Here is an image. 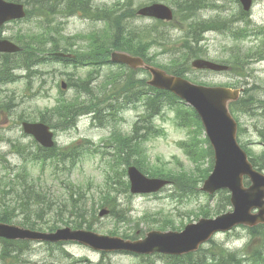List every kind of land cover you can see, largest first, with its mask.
<instances>
[{"label": "rangeland", "instance_id": "1", "mask_svg": "<svg viewBox=\"0 0 264 264\" xmlns=\"http://www.w3.org/2000/svg\"><path fill=\"white\" fill-rule=\"evenodd\" d=\"M28 1L30 2L29 4L26 2L28 10L30 8L32 10L28 14L29 17L2 26L0 30L4 35L18 37L21 34L26 35L29 39L30 37L43 35V37L52 39L53 30L58 32L57 28H59L61 32L70 37L82 38L87 35V41L85 40L83 44H87L93 39L102 41L107 36L108 26L102 19L85 17L81 14L66 17L58 13L59 9L62 10L66 7V0ZM153 1H162L175 8L177 12L181 8L179 6L180 3L184 0H136L134 9ZM192 1L190 0V2ZM218 1L223 3L224 0ZM116 2L117 0H94V7L104 8L105 6L114 5ZM124 2L125 5L129 3L128 0H124ZM226 3L228 4L229 0H226ZM230 5L231 11L219 12L217 8L204 7L205 5L198 0V3L190 9L193 12L190 22L194 21L196 24L204 25L198 27V29L193 28L194 32L198 31L195 36H192L189 22H180L182 20L181 16H176L174 22L161 26L159 34H166L167 36L165 44H155L151 49V53L155 52L157 57L156 62L171 68V55L178 52H184L186 55L185 45L192 44L187 43L186 40L192 41L193 37H198L199 30L203 37V40H200L201 43L199 41V46L202 47L201 55L205 58L227 62V59L232 54L231 46L234 44L240 46L241 43L247 45L248 48L244 49L247 53L257 51L264 44V0H257L254 4L249 15L251 26L248 24L247 16L243 15L240 23L236 26L235 24L233 26L227 24L229 28L218 29L213 26L210 30L202 29L207 25H213L214 18L218 16L222 18L237 17L239 4L235 0H231ZM66 11H68V8H66ZM128 19L131 20L130 23L133 26H147L151 29L155 23L154 19L148 17H137L135 19L134 17H128ZM56 40L58 39L56 38ZM157 41L162 42L160 39H157ZM62 46H64V43H62ZM192 46L198 51L196 42H193ZM49 63L53 62H46L39 67V69L46 70L47 74L41 80H30L31 89L26 87V79L24 77L19 81L0 85V160L11 166V174L6 175L7 171L0 163V176H3L0 177V182L5 184L1 187L0 194L3 197H7L5 203H9V205L5 209L8 208L15 215L13 222L22 223V221L26 220L27 212L24 211L22 204H27V206L30 205L31 207L29 209L31 213L29 221L31 223L43 229L52 226L56 219L61 217V214H58V206L61 203L62 196L67 190L69 191L73 188V184H76L85 192L84 201L88 202L86 206H88L89 210L93 202L98 207L94 215L96 219L92 229L102 234H110L108 230L113 229L119 232L118 235H130L138 231V234L142 237L148 230L159 229L160 225H166L169 220H175L176 224L180 226L191 220H196L203 205H207L210 208L215 207L217 200L223 197L221 192L214 196L200 193L192 198H182L179 194L176 196L173 193L172 186L168 185L160 192L154 194L131 193V195L128 192L127 194L119 195L117 209L128 212V216L131 218L130 222H118L111 214L99 215L101 208L98 206V201L99 195L105 186L104 173L119 165L114 159L116 158L114 157L115 149L112 147L113 143L110 135L114 130L131 134L138 120H142L141 123L146 125L147 119H142L145 115L143 114L145 108L141 104L137 108L133 104H127L129 107L120 112L122 119L117 124H100L98 119L92 118V114L87 113L81 115L77 124L70 129L56 128L57 147L63 149L77 141L81 143L88 141L91 144L89 151L77 165L68 166V164H62L57 168L50 161L46 166H43L42 163L33 164L32 162H27L29 172H24L27 171L23 169L25 159L17 150L22 149V154L26 155V150L37 153L38 147L33 141V136L23 132L22 120L24 118L39 119L41 117L40 111H44L47 107H52L56 103V98L61 95L60 89H62L59 84H61L62 80H69L67 73L71 74L72 82L80 83V77H83L92 68L89 65L76 67L73 64L65 66L63 63L58 62ZM96 69V79L89 84L94 94L85 92L82 99L90 101L97 95L102 100L107 101L108 93L99 92V87L104 86V81L109 80L106 77L107 73L120 69L113 64L97 66ZM17 73L24 75L25 70H20ZM185 75L194 81L207 83L208 85H242L250 89L245 94V97L254 95L256 99L264 101V60H249L248 64H244L239 74L228 71L217 72L190 69ZM147 76H149L147 73L141 71L136 74L137 78H145ZM105 84L107 86L108 82H105ZM140 89H144V87L141 86ZM64 91L66 97L76 96L74 87L67 88ZM235 114L240 125V142L251 150V155H255L264 168V114H262V110L254 108L246 111V109H242L240 112L235 111ZM113 118L111 117V122H114ZM155 128L163 129L165 134H161V131H159L160 134L158 136H154L152 133L146 134L145 148L152 164L160 162L163 165L174 167L176 159H180L185 163L186 167L191 166L190 159L177 144L178 141L186 139L188 135L185 129L176 125L174 112L165 111L158 115L154 120ZM141 132H144V130L142 129ZM201 143H203L202 140ZM96 149H99V151H96ZM101 151H106V153L102 154ZM176 172L178 173V171ZM25 180L31 185L38 186L40 188L39 192L44 196V200H48V203L39 204L33 199V194L27 196L22 191L25 186ZM69 182L72 183L67 187ZM7 185L15 188V191H11ZM4 189H7L10 193H3L2 190ZM23 195L26 199H23ZM17 196H20V199ZM28 197H30L29 200L27 199ZM69 197L70 195H68V199ZM49 201H52L50 206ZM221 204L224 209L231 208L224 200L221 201ZM3 208L4 205H0V212L3 211ZM214 214L212 209L211 216H214ZM250 239L249 231L239 226L231 232L217 234L214 241L231 251H239L241 247L242 249H249V246L244 244L249 242ZM3 246L0 242V253L4 248ZM211 246V243L206 244L204 251H208ZM23 249L25 251L22 256L28 262L20 264L170 263V258L160 253L151 254L150 256H141L128 252L104 253L78 242L51 245L31 242L30 245L24 246ZM255 251L257 250H250L252 253ZM202 254L205 255V253ZM16 260L12 257L8 259L12 264H16ZM76 260L78 262H75ZM209 260L212 259L209 258ZM0 264H4L1 256ZM178 264H181V262Z\"/></svg>", "mask_w": 264, "mask_h": 264}, {"label": "water", "instance_id": "2", "mask_svg": "<svg viewBox=\"0 0 264 264\" xmlns=\"http://www.w3.org/2000/svg\"><path fill=\"white\" fill-rule=\"evenodd\" d=\"M252 1L241 0L246 10L251 8ZM138 12L145 16L162 19L173 18L172 9L163 3H153L141 8ZM25 14L22 3L0 0V25L12 19L22 18ZM18 50L19 47L12 41L0 38V51L16 52ZM111 60L127 64L135 70L147 69L152 75L148 84L172 91L197 110L213 147L215 158L214 170L206 179L202 189L214 193L217 189L229 188L234 210L216 218H200L197 222L187 224L182 231L151 230L145 238L137 240L102 235L83 229L73 230L70 227L46 232L2 221H0V237L52 242L77 240L107 252L125 250L141 254L162 252L181 255L198 250L201 244L217 231L230 230L238 224L253 226L264 223V174L254 168L246 151L239 144L238 123L230 111V103L239 98L241 89L197 84L126 51H113ZM192 64L197 68H209L216 71L228 69L225 64L203 58L195 59ZM63 86L66 87V84L63 83ZM24 128L27 132L36 135L43 145L53 146V133L48 125L41 122H24ZM128 173L131 191L134 193L154 192L168 182L161 178H148L135 166H130ZM245 175L251 180L249 186L244 185ZM255 208L259 211L253 212ZM104 213H107V210L102 211L101 214Z\"/></svg>", "mask_w": 264, "mask_h": 264}, {"label": "trees", "instance_id": "3", "mask_svg": "<svg viewBox=\"0 0 264 264\" xmlns=\"http://www.w3.org/2000/svg\"><path fill=\"white\" fill-rule=\"evenodd\" d=\"M41 2V0H37ZM86 1L89 4V0H68V10L72 11L74 6L77 5L79 8L87 11L89 5L86 3H83ZM129 3L124 6L125 10L120 11L118 10L119 8H104L102 11V16H104L107 19V24H108V32L107 36L104 39L103 43H95L93 47H91L86 54H83V56H86L87 58L92 57L99 59L101 61H105L107 57V53L109 52L110 48L112 46L114 47H121L124 49L131 50L134 48L137 51H143L146 53L149 49V44L144 43L142 40V36L148 35V29H141L140 32H137L135 27L132 26L128 22V17H132L135 15V12L132 9V4L133 0H128ZM25 2L30 3L28 0ZM184 2V3H183ZM182 3H180L179 6H181L180 10H178L177 14L178 16L182 17L183 21H187L192 18L193 12L190 11V9L198 3V0H193L190 2V0H185ZM187 2V3H186ZM38 9V8H37ZM32 11V10H30ZM28 11V13L30 12ZM104 13V14H103ZM192 36H195L196 33L194 32L193 28H197L202 26L200 23H194L190 22L189 23ZM204 29V28H202ZM200 34V32H199ZM195 38V37H194ZM198 38V37H197ZM138 39V40H137ZM137 40V41H136ZM197 40V39H196ZM199 41V39H198ZM189 49L191 52L194 54H198L197 51L193 46H189ZM138 53V52H136ZM246 58H244L242 55H237L234 59L236 64H239L240 62H245ZM5 62V61H4ZM6 64V62H5ZM5 67V65H4ZM186 70V68H185ZM4 71V69H2ZM184 71L183 68L178 67L176 69L177 73H182ZM5 73V71H4ZM139 82H144L143 80H140ZM129 87L125 88L124 90H127ZM125 93H128L130 91H124ZM113 92V90H112ZM148 94L147 99H143L145 95V88L144 89H139V93L137 96H130L128 95L126 98L123 99V106L126 104L130 103H136L138 101H143L145 100V103L148 105V113L143 116L142 119H147L146 120V125H147V131L153 128V123L152 119H154V116L160 114L163 112V109H170L174 110L177 114L178 118V124L184 128H188L192 133L191 135V143L189 145V151L188 153L190 154L189 156L192 157L195 165V168H190V169H181V170H173L172 167L167 168V166H162V165H153L146 153V149L144 146V136L145 133H141L139 135V130L144 128V125L142 123L137 122L135 124L134 128V134L132 136H123L122 134H117L115 138V144L118 149V158L120 159L121 163L129 164L133 162L136 164L138 167H140L144 172L148 173L149 175L152 176H164V177H169L172 182L175 183L176 186H178L182 191L184 190L182 194L184 196H191L195 193H198L196 191V187L200 181L205 179L206 176H208L210 167H204L205 164L209 163L211 165L212 160H213V151L210 146V143L208 139L205 137L203 138V128L200 122V119L195 112V110L189 106H187L184 102H181L179 99H177L173 94L163 91V90H151ZM245 99H242L238 105H236V109H239L237 107H241ZM105 101L100 98L99 103H93L88 107L89 105L83 101L82 104L86 105H81L79 108V111H82L84 108H92L93 106H97L98 108L104 103ZM81 104V103H79ZM254 106V105H251ZM70 107V106H69ZM235 108V107H234ZM241 109H248L251 110L253 107H250V105H245L242 106ZM96 110V109H94ZM264 110V108H263ZM110 111V110H109ZM73 120L72 116L66 115L65 121L66 122H71ZM142 121V120H141ZM59 125L62 124V115L60 117V121L58 123ZM149 126V127H148ZM155 133L154 135H157L159 131L157 129L154 130ZM201 140L203 143H201ZM75 150H73L72 153L69 154V156L75 158V157H81L83 156V148H78L74 147ZM40 154L34 156L35 160L39 159H45L50 156V153L47 150L44 149H39ZM252 153L251 151H249ZM65 156L64 152H59L55 155V157H58L59 160H62ZM264 156V154H263ZM53 158V157H50ZM260 160L254 155V162H259ZM59 163L63 164L64 161H58ZM261 162V161H260ZM178 171V173L176 172ZM125 178V169L124 168H116L112 171V173H109L105 177V183L106 185L108 184V191L102 192V196L105 197V206H108L112 209V213L116 215L117 217L122 216L123 210H117V195H114L111 191V187L113 184H116L118 189L121 191H128L129 189V182L124 179ZM106 188V187H105ZM39 187L38 186H33V185H26L22 191L25 192L27 196H30L33 194V199L38 202L39 204L41 203H48V200H44V196L42 193L39 192ZM79 193H76L75 196H78ZM20 199V196H17ZM103 197V199H104ZM75 197L71 195L70 201L74 202ZM23 199L24 195H23ZM28 200L30 197L27 198ZM223 199H225L227 202L229 200V195L227 193L223 194ZM18 200V199H17ZM68 201V202H70ZM67 202V203H68ZM76 203L77 205H80V199L76 198ZM52 204V201H49V206ZM65 204V205H64ZM221 203H217L215 210L219 213L221 212L224 208ZM66 206V202H62L61 206L59 208L62 210V207ZM22 207L24 211L27 212L26 214V220L22 224L25 226L29 227H35L36 225L34 223H31L29 221V218L31 217V213L29 212V209L31 208L30 205L27 206V204H22ZM74 207V203H73ZM6 206L3 208V211L0 212V221H5V222H13V218L15 215H13V212L10 211L8 208L5 209ZM84 209L88 210L87 207H83ZM28 209V210H27ZM95 209V205L91 206V211ZM212 209H210L207 205L201 207L199 211V215H208L210 214ZM15 212V211H14ZM76 213L78 215L77 220H73L72 224L74 227H82V226H87L88 228H92L94 225V222L92 220H88L82 211V208L80 206L77 207ZM66 224H69L68 221H65ZM164 226H173L174 228L176 227V223L174 221H169V223H166ZM52 228V227H51ZM115 233V232H114ZM2 242L4 244L3 252L7 255H12L14 257H18L23 251V247L27 244V242H22V241H9L2 239ZM258 252L255 251L254 254ZM202 253H205L203 255ZM252 256H246L242 258H236L233 253H230L226 251L224 248H222L220 245H218L216 242L212 241V246L208 251H204L202 248L200 251L196 253H190L186 256L183 257H175L171 264H178L181 262V264H210L206 258H211L212 264H244V261L247 260L248 264H252L255 260L258 264H263L262 261H259V254L258 255ZM208 255H212L211 257H207ZM264 260V259H263Z\"/></svg>", "mask_w": 264, "mask_h": 264}, {"label": "flooded vegetation", "instance_id": "4", "mask_svg": "<svg viewBox=\"0 0 264 264\" xmlns=\"http://www.w3.org/2000/svg\"><path fill=\"white\" fill-rule=\"evenodd\" d=\"M256 1H257V0H256ZM230 3H231V0H229V3H228V4L226 3V0L223 1V10H224V12H229V11H231V5H230ZM56 52H58V50H55V49H52V50H46V51H45V54H47V55L49 56L50 54L53 53L54 56H56V55H55ZM53 54H52V55H53Z\"/></svg>", "mask_w": 264, "mask_h": 264}, {"label": "bare ground", "instance_id": "5", "mask_svg": "<svg viewBox=\"0 0 264 264\" xmlns=\"http://www.w3.org/2000/svg\"><path fill=\"white\" fill-rule=\"evenodd\" d=\"M221 28H223V26H222ZM4 69H5L6 71H10V65H8V64L5 65Z\"/></svg>", "mask_w": 264, "mask_h": 264}]
</instances>
